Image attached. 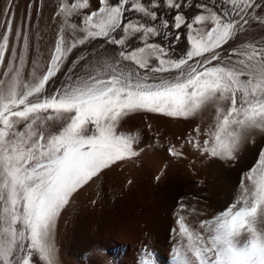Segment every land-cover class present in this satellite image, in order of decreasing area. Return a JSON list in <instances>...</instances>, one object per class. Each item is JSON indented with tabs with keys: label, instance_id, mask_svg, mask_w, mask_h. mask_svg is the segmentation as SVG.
Masks as SVG:
<instances>
[{
	"label": "snow or ice",
	"instance_id": "obj_1",
	"mask_svg": "<svg viewBox=\"0 0 264 264\" xmlns=\"http://www.w3.org/2000/svg\"><path fill=\"white\" fill-rule=\"evenodd\" d=\"M0 16V264H60L62 214L145 152L132 118L188 125L179 144L148 147L192 166L233 167L264 139V37L247 39L264 29V0H60L43 59L30 16L17 24L12 0ZM194 211L177 205L172 264H264V147L225 208L196 222Z\"/></svg>",
	"mask_w": 264,
	"mask_h": 264
},
{
	"label": "rangeland",
	"instance_id": "obj_2",
	"mask_svg": "<svg viewBox=\"0 0 264 264\" xmlns=\"http://www.w3.org/2000/svg\"><path fill=\"white\" fill-rule=\"evenodd\" d=\"M2 1L4 2L2 3ZM5 1L6 0H0V14H2L3 4L5 3ZM54 1L55 0H18L17 2V0H12L13 10L16 14L17 24H19L22 21H25L26 18L30 16L31 18L30 23H28L27 27L30 31V36L33 39V43L35 44L36 47H39L40 49V53L42 54V59L48 56L49 54L48 49L51 46V42L54 39L56 28L58 27L57 20L52 19V17L54 16V12L57 9L56 7L57 5L55 4L56 1L55 2ZM0 21H2V16H0ZM68 30L70 31L71 29L68 28ZM38 37H42L43 39H38ZM262 37H264V29L256 27L250 30V34L247 36V39L252 42H255L257 40H261ZM137 120L139 121V117ZM137 120L136 118L130 119L133 125L131 122H129L130 124L128 123L127 128L131 129L130 127H128L129 125H131V127L137 128V129L133 128L134 130H139L138 127L140 126ZM153 120L152 122H150L152 123V125H153ZM140 121L139 123H141V126L142 123L144 122L143 125L147 129L146 123L149 122H146L144 120L142 122V119ZM162 122L165 123L166 121L162 120ZM135 123L137 124V126ZM156 123L153 126L155 125L157 126ZM158 123H161V121L159 122L158 120ZM166 123L163 125L165 126ZM181 125L183 126V123ZM156 126L154 127L153 130H151L152 132L150 133L148 132L149 130L144 131L145 128L143 126L140 127L142 128L140 129V131L143 130L141 131L143 133H141L140 131L139 132L141 134V141L144 147H146L145 143H147L148 146L150 143L153 142L152 138L156 134L161 135L159 136L161 137L160 141L164 139L161 142L163 144H165L167 142V139L170 138L168 135L166 136L167 139L164 137L165 134L168 132L167 127L165 128L167 130H165L163 129L164 127L162 128L158 124V130L159 128L162 131L164 130V136H163L162 131H159L161 134L158 132L156 133V129H157ZM184 126L186 127H181L182 129L180 128L181 129L180 131L183 130L182 134L184 133L185 135L187 130L188 131L190 130V127H188V125H184ZM144 132H146V135L144 134ZM165 139L166 142H164ZM149 140H151L150 143ZM169 140L168 142H171V140L170 141ZM263 145L262 147H264ZM148 149L149 148L146 147L145 151L147 152ZM152 149L151 151L153 152ZM151 151H148V153L145 152L146 155L143 153L145 155V157L143 155V159L149 158V155L151 154L149 152ZM151 156L149 158L150 162H148L150 163L149 167L151 166V161H152ZM141 158L140 160L142 162L143 160ZM144 162L145 164L144 163L143 164L145 166L147 165L146 167H148V163L146 164L145 160ZM136 163H137V167L135 165L136 168L143 165L139 163V159L138 162H135V164ZM138 163L140 164V166ZM133 164L134 163H132V165ZM125 165L123 166L125 167ZM128 165L129 162L127 163V167L123 169V171L124 170L126 171ZM132 165H129L131 167L129 169L133 170V172L131 171V175L135 172L136 169L134 166L132 167ZM141 167L138 168V170L140 169V171H138L140 173L135 172L133 174L135 176L132 175L133 176L132 177L130 175L131 177H129L127 175V177H129L128 179L133 178L132 180L136 178L135 179L136 181L137 179H139V177L142 179L141 180L139 179L138 182H135V180L134 181L131 180L133 184L129 185L128 183H126L128 186L125 184L126 181H124L123 179L124 177L122 178L124 186L120 181L121 178L118 175V172L119 173L122 172L121 168H120L121 171H119L120 170L119 168H116L115 170L108 172L107 175L103 176L100 179L98 183L99 186L87 187L86 190L80 193L82 195L80 196L81 199L77 200L79 199L78 197L74 200V201H78L77 203L80 204L79 205L74 204L75 202L73 201L74 203L72 205L73 207L75 205V208L73 209L72 207L73 210H71L72 212L70 211L71 213L65 211L63 213L64 215L62 214L57 225V231L60 236L56 234L57 235L56 238L58 239L56 240V243L58 249V259L60 264H138L141 254L145 249L153 253L156 264H172V259H171L172 240L170 239L169 231L170 228L175 226L173 225L175 220L174 212L177 210L176 205H178V203L180 202H177L174 205L172 199L170 198L165 199L167 197L165 198L163 197L162 198L164 199L162 200L163 203L161 202V204L158 205L159 207L157 206V209L158 210L160 209L159 212L156 209V206L153 205L155 203L153 199L151 200L152 197L150 196V193H147L148 196L146 195L145 197L146 200L144 199L145 202L143 201L144 203L143 207L141 206L139 210L134 209V207L132 206L131 207L128 206L127 202L129 200L128 199L125 200L126 198H129L131 200L136 199L135 194H134L135 197L133 196V193H135L133 191L134 190L133 187L135 186V183L136 186L141 185L144 182L145 183L142 185H145L147 183V180H143L146 179V176L144 171L142 173L143 168ZM242 172H238L237 175H239L240 177ZM125 174H127V171ZM136 174L138 175L140 174L139 177L137 175L138 178L136 177ZM117 175L119 176L120 179L118 178ZM127 177L125 180H128ZM120 185H122L123 187H121ZM136 186L134 188H136ZM120 188H122V190ZM126 192H128L127 193L128 196L132 195L131 197L133 199L128 196L125 198L124 196L127 195ZM190 201H188L190 202L189 205L191 204L190 209H194V207L197 208L198 206L199 208L197 209H199V211L202 212L203 210H205L204 213L205 214L207 213V215H209L208 219H210L211 216L215 214V211H213L214 210L213 204L204 203L205 204L204 205L203 203L197 202L195 203L197 204L195 206V204H193L194 203L193 200ZM148 204L152 207L154 206L155 208L154 207L153 208L151 207L152 209L149 208L150 206ZM162 204L164 206H162ZM165 205H167L168 207ZM150 209L152 211H150ZM156 210L158 212H156ZM210 210H211V214L214 212L213 215L210 214ZM150 213L151 215H149ZM169 220L170 222H168ZM135 224L137 225L139 224L138 230L137 228H135L136 227ZM58 236L61 240L58 238ZM58 241H60V243Z\"/></svg>",
	"mask_w": 264,
	"mask_h": 264
},
{
	"label": "bare ground",
	"instance_id": "obj_3",
	"mask_svg": "<svg viewBox=\"0 0 264 264\" xmlns=\"http://www.w3.org/2000/svg\"><path fill=\"white\" fill-rule=\"evenodd\" d=\"M56 1V2H55ZM54 2H55V4L56 5H58V3L60 2V0H55ZM4 1H2V3H3ZM17 2H18V0H17ZM198 2V0H189V3L190 4H195V3H197ZM9 4V0H6L5 1V3L3 4V11H2V13L4 12V10L6 9V7H7V5ZM18 4V3H17ZM2 6V5H1ZM57 7V6H56ZM185 10V12L189 15V16H191V15H193L197 10L194 8V7H190V8H185L184 9ZM161 11V13L162 14H165V15H167V16H169V18H170V13H168L167 12V10L166 9H161L160 10ZM76 19H78V18H76ZM178 43V48H177V54H179V52H180V50L183 48V45H184V42H183V40H181V41H179V42H177ZM136 118V120L138 119V117H135ZM205 122H207L208 120H210L211 119V117L210 116H206L205 118ZM141 119L139 118V121H140ZM153 120V119H152ZM152 120H150V121H147V122H152ZM135 121V120H134ZM138 121V120H137ZM139 121H138V124H139V126L140 127H144V122H143V120H142V126H141V123H139ZM154 121H155V123H156V121H157V126H156V133L158 132V133H160L159 131H162V130H160V128H159V130H158V124H159V126H161L162 127V125L163 124H165L164 122H162V120H159V122L161 121V123H162V125H161V123H158V120H153V125L155 124L154 123ZM129 122H131V121H129ZM141 122V121H140ZM132 123V122H131ZM146 123V122H145ZM130 124V123H129ZM136 124V123H135ZM147 124V123H146ZM152 124V123H151ZM182 123L181 122H172V121H168L167 123H166V125L164 126L163 125V129H165L166 127L168 128V132L165 134V136H164V130L162 131L163 132V136L167 139V135L170 137V138H168L167 139V142H168V140L170 139L171 140V142L172 143H177V144H179L181 141L179 140V139H177L178 137H183L184 136V133L182 134V131H180L182 128L181 127H186V126H184V125H186L185 123H183V126L181 125ZM132 125H133V123H132ZM179 125H181V126H179ZM136 126H137V124H136ZM155 126H153V128H152V130L154 129V127ZM127 127V126H126ZM128 127H130L131 129H137V128H135V127H131V125H129ZM140 127H138L139 128V130L138 131H140V129H142V128H140ZM147 127V126H146ZM189 127V126H188ZM145 128V127H144ZM181 128V129H180ZM133 129V130H134ZM186 129V128H185ZM189 129V128H188ZM148 131V128L146 129L145 128V130L144 131ZM158 130V131H157ZM165 130H167V129H165ZM141 131H143V130H141ZM140 131V132H141ZM155 131V130H154ZM154 131H153V133H154ZM185 131V130H184ZM188 131V130H187ZM190 131V130H189ZM149 133L150 132H152V131H148ZM141 133H143V132H141ZM155 133V134H156ZM144 134L146 135V132H144ZM161 134V133H160ZM143 135V134H142ZM155 136H158V138L159 139H161V137H159V136H161V135H159V134H156ZM163 137V138H164ZM162 138V139H163ZM143 139V138H142ZM153 139V138H152ZM166 139H165V141L164 142H166ZM164 140V139H163ZM163 140H161V142L163 141ZM169 140V141H170ZM145 142H147V141H145ZM151 142V140H149V143ZM154 142V141H153ZM153 142L152 143H148L149 145H151V144H153ZM166 142V143H167ZM165 143V144H166ZM263 143H264V139H262V138H260V137H258L257 138V145H249V146H247L246 147V149L241 153V159L237 162V164L235 165V166H233V167H227V166H222L221 164H219V163H213V162H202L201 160H196V163H195V165L194 166H192L190 163H189V161H184V162H173V161H171L170 160V158H168L167 156H166V153L163 151V149H161V148H159V147H156V148H154V149H152V148H150V147H148L147 146V143H145L146 145V147H148L149 149L147 150V152L146 153H148V151H151V149L153 150V152L151 151V152H149V153H151L152 154V156H151V154L149 155V158H150V156H151V158H152V161H151V166L149 167V165H150V163H148V162H150V159L149 158H146V159H143V155L145 154V152H144V154L142 153V162H141V160H140V158H139V163L140 164H145V162H144V160L146 161V164L148 163V167H146L144 164V166L143 165H141L140 166V164H139V166L141 167V168H143V170H142V173H143V171L145 172V176H146V179H143V180H147V183L145 184V185H142V184H144V183H142L141 185H138V186H136V183H135V186H136V188H134L133 187V191L135 192V193H133V196H134V194H135V196H136V199L135 200H131V199H129V198H126L127 196H128V192H126V196H124L125 198V200H129L128 202H127V205L128 206H132V207H134V209H137V210H139L140 209V207L142 206L143 207V201H144V199H145V197H146V195H147V193H150V196L152 197L151 198V200L153 199V201H154V203L155 204H153V205H155L156 206V209H157V206L159 205V204H161V202L163 203V201L162 200H164V199H162L163 197L165 198V197H167V198H165V199H168V198H170V199H172V202H173V204L175 205V203H177V202H180V203H183V204H185V205H187L189 208H190V205H189V203L191 202L190 200H193V204H195V203H210V204H213V211H215V214L216 213H218L220 210H222L223 208H225L226 206H227V204L228 203H230V201H232L233 200V198L235 197V195L237 194V185H238V182H239V179H240V177H239V175H237L238 174V172H242V171H244V170H247L250 166H251V164L254 162V158H255V153L258 151V147H262V145H263ZM143 144H144V141H143ZM144 146V145H143ZM264 146V145H263ZM146 147H145V149H146ZM146 155V154H145ZM145 155H144V157H145ZM146 157H148V156H146ZM148 160V161H147ZM138 162V161H137ZM133 163V162H132ZM132 163H130L129 162V165H132ZM165 164H167L168 165V167H167V169H166V171H165V173H164V175L161 177V179L157 182V181H155V176L156 175H158L159 173H160V171H161V169L163 168V166L165 165ZM128 165V168L126 169V171H127V174H125L126 173V171L124 172L123 171V169H125L126 167H127V163H126V165H125V167L124 168H122L121 167V169H122V172H118V175L120 176V178H119V176H118V178L120 179V181L122 182V185L124 186V183H123V181H122V178L124 179V181H126L125 182V184L127 183V181H129V180H132L133 178H130V179H128L129 177H131L135 172H137V173H140V172H138V171H140V169L138 170V168H140V167H138V168H136L137 167V163L135 164H133L132 165V167L134 166L135 167V165H136V169H135V172L131 175V171L133 172V170H131V169H129V168H131L130 166ZM120 169V168H119ZM119 169H117V170H119ZM121 169L119 170V171H121ZM133 169V168H132ZM123 172H124V174H123ZM129 173V174H128ZM141 173V174H142ZM121 175H123V176H121ZM125 175V176H124ZM127 175L129 176V177H127ZM131 175V176H130ZM137 175L138 174H136V177H137ZM140 175V174H139ZM139 175H138V177H139ZM133 176H135V175H133ZM132 176V177H133ZM142 176V175H141ZM126 177H127V179L128 180H125L126 179ZM137 177V178H138ZM144 178V177H143ZM136 179V178H135ZM134 179V180H135ZM139 179L141 180L142 178H140L139 177ZM139 179H137V181L135 180V182H138V180ZM134 180H132V181H134ZM99 181L100 180H98L97 181V183H95V184H93L92 186H99L98 185V183H99ZM201 181H203V183H200ZM142 182V181H141ZM120 184V183H119ZM132 184H133V182H132ZM122 185H120L121 187H123ZM127 185V184H126ZM125 185V186H126ZM128 186V185H127ZM126 186V187H127ZM128 188V187H127ZM130 188H131V186H130ZM121 190H122V188H120ZM137 189V190H136ZM86 190V189H85ZM127 190H129V189H127ZM132 190V189H131ZM125 195V194H124ZM80 196H82L81 194H79V199H77V200H80L81 199V197ZM132 196V195H131ZM130 195L128 196V197H130V198H132ZM134 196V197H135ZM148 196V195H147ZM77 197V198H78ZM150 198V197H149ZM133 199V198H132ZM146 200V199H145ZM188 201H190V202H188ZM75 202V203H74ZM74 202H72V204L74 203V204H78L77 202L78 201H74ZM80 202V201H79ZM145 202V201H144ZM168 202V201H167ZM152 203V202H151ZM70 205V207L66 210V212H69V213H71L72 211L71 210H73L74 208H75V205H74V207H73V205ZM80 204V203H79ZM78 204V205H79ZM124 204V203H123ZM149 205V204H148ZM197 204H195V206H196ZM205 205V204H204ZM150 206V205H149ZM162 206H164L163 204H162ZM165 206H167V205H165ZM177 206V205H176ZM201 206V205H200ZM203 206V205H202ZM72 207H73V209H72ZM152 206H150L149 208H151ZM154 207V206H153ZM152 207V208H153ZM159 207V206H158ZM161 207V206H160ZM168 207V206H167ZM172 207V206H171ZM193 207V206H192ZM151 208V209H152ZM155 208V207H154ZM165 208V207H164ZM197 208H199L198 206H197ZM196 207H194V209H195V211L194 212H192L191 213V219H193V222H196V221H199V220H205V219H208L209 218V215H207V213L205 214L204 213V211L205 210H203L202 212L201 211H199V209H197ZM201 208V207H200ZM211 208V207H210ZM128 209V208H127ZM150 209V211H152ZM169 209H170V207H169ZM126 210V209H125ZM158 210V209H157ZM156 210V212H160V209L157 211ZM164 210V209H163ZM174 210V209H173ZM176 210V209H175ZM208 210V209H207ZM71 211V212H70ZM128 211V210H127ZM154 212H155V210H154ZM161 212H162V210H161ZM136 213H137V211H136ZM165 213V212H164ZM175 213V212H174ZM214 213V212H213ZM213 213L211 214V210H210V214L211 215H213ZM68 214V213H67ZM155 214H157V213H155ZM166 214V213H165ZM169 214V213H168ZM64 215V214H63ZM149 215H151V213L149 214ZM164 215V214H163ZM162 215V216H163ZM207 215V216H206ZM142 216V215H141ZM153 216V215H152ZM151 216V217H152ZM155 216V215H154ZM166 217V216H165ZM212 217V216H211ZM164 218V217H163ZM143 219V218H142ZM161 219V218H160ZM167 219V218H166ZM171 219V218H170ZM173 220V219H172ZM141 221V220H140ZM168 222H170V220L168 221ZM140 223V222H139ZM141 224V223H140ZM167 224V223H166ZM139 225V224H138ZM138 225L137 224H135V228H137V230H138ZM173 225H174V223H173ZM141 226V225H140ZM171 227H172V225H171ZM168 229V228H167ZM171 229V228H170ZM170 232V231H169ZM56 234H58V231H57V233ZM59 235V234H58ZM57 236V235H56ZM60 236V235H59ZM59 236H58V238H59ZM60 239V238H59ZM56 240H58L57 238H56ZM61 240V239H60ZM59 243H60V241H58ZM161 250V249H160ZM163 250V249H162ZM168 250V249H167Z\"/></svg>",
	"mask_w": 264,
	"mask_h": 264
}]
</instances>
